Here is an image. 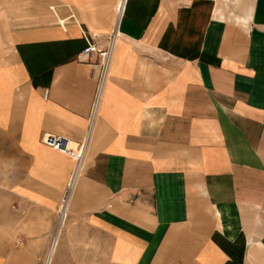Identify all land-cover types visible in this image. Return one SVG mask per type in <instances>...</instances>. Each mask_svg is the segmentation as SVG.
Returning a JSON list of instances; mask_svg holds the SVG:
<instances>
[{"label": "crops", "instance_id": "crops-1", "mask_svg": "<svg viewBox=\"0 0 264 264\" xmlns=\"http://www.w3.org/2000/svg\"><path fill=\"white\" fill-rule=\"evenodd\" d=\"M53 1L2 40L0 264H264V0Z\"/></svg>", "mask_w": 264, "mask_h": 264}, {"label": "built area", "instance_id": "built-area-1", "mask_svg": "<svg viewBox=\"0 0 264 264\" xmlns=\"http://www.w3.org/2000/svg\"><path fill=\"white\" fill-rule=\"evenodd\" d=\"M125 10V6L123 7L122 11L118 9V15H121ZM119 36L118 28L116 27L115 30L108 36L107 38V45L105 47H101L100 43L95 40L88 41V46L82 51L79 55L80 57H84L85 60H89L91 56L94 54L98 58L97 64L100 67V88L98 92V96L94 105V112L91 119V123L93 122L94 115L100 100L101 90L104 84V81L109 73V69L112 62L114 46ZM44 143L55 149L63 154L69 155L75 160V170L71 177V181L69 184V188L67 193L64 195L61 203V207L59 210V218H60V225L65 221L68 216V203L71 191L73 189L75 180L79 175L81 168L84 163L87 143L84 142L81 145L77 144V148H73L71 146V139L66 136L59 135V134H47L43 138Z\"/></svg>", "mask_w": 264, "mask_h": 264}, {"label": "rangeland", "instance_id": "rangeland-1", "mask_svg": "<svg viewBox=\"0 0 264 264\" xmlns=\"http://www.w3.org/2000/svg\"><path fill=\"white\" fill-rule=\"evenodd\" d=\"M51 4L57 6L56 2H54L53 0H0V53L5 52L9 48V45L6 42H2L3 37H7V31L9 28L13 32L14 30H18L19 27L23 28L33 25L41 20H44L43 22H45V19H51V13L48 10ZM40 10L42 18L27 17V15L32 13L40 14ZM3 61L4 60H0V63ZM13 191H15V189H12V192ZM12 210L15 213V210L13 208ZM11 218V223L13 224L16 221L14 218V214H12ZM65 222L66 221H64L63 223L65 224ZM47 239L48 241L46 247H50L52 242H54L53 246L50 248L51 251H49L48 253L47 250L43 253L44 264H47L48 259H51L52 251L55 246L57 237H55V235H51L47 237Z\"/></svg>", "mask_w": 264, "mask_h": 264}, {"label": "bare ground", "instance_id": "bare-ground-1", "mask_svg": "<svg viewBox=\"0 0 264 264\" xmlns=\"http://www.w3.org/2000/svg\"><path fill=\"white\" fill-rule=\"evenodd\" d=\"M125 2H126V0H122V2H121V4H120V6L118 7V9H120L121 11H122V9H123V7L125 6ZM122 15V14H121ZM120 15H118V10H117V19H116V21L118 20V17H119ZM122 17V16H121ZM120 17V18H121ZM118 25V24H117ZM118 28H119V26H117ZM119 32V31H118ZM72 141V140H71ZM71 146L73 147V148H77V145H75L74 144V142L72 141L71 142ZM57 237V236H56ZM51 251V250H50ZM46 264V263H45ZM47 264H50V260L48 259V263Z\"/></svg>", "mask_w": 264, "mask_h": 264}]
</instances>
